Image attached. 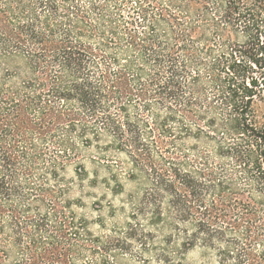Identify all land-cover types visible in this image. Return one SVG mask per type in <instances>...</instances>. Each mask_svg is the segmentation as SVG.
I'll list each match as a JSON object with an SVG mask.
<instances>
[{
    "label": "trees",
    "instance_id": "1",
    "mask_svg": "<svg viewBox=\"0 0 264 264\" xmlns=\"http://www.w3.org/2000/svg\"><path fill=\"white\" fill-rule=\"evenodd\" d=\"M77 140L148 179L120 250L264 264V0H0V264H116L63 199Z\"/></svg>",
    "mask_w": 264,
    "mask_h": 264
},
{
    "label": "rangeland",
    "instance_id": "2",
    "mask_svg": "<svg viewBox=\"0 0 264 264\" xmlns=\"http://www.w3.org/2000/svg\"><path fill=\"white\" fill-rule=\"evenodd\" d=\"M80 1L84 6L89 5L90 2V0ZM136 1L132 0V2ZM90 17L95 19L96 13H91ZM164 30L166 27H162L160 33ZM126 58L124 57L122 62L125 65H127ZM253 75L260 76L258 70ZM146 115L149 119L152 118L151 113L147 112ZM77 145L82 152L80 163L84 165L86 174L79 176L76 173L79 167L77 164L68 167L65 174L68 191L63 199L71 203V209L78 218H85L88 221L92 234L101 238L102 244L106 246L105 249H108V260H115L116 264H150V262L166 264V261H162L154 254L143 256L140 245L137 243L131 244L124 250H120L117 246L119 240L121 242L124 240L123 228L129 220L132 209L141 207L146 195L150 192L151 187L146 175L135 169L126 154L110 150L108 156L103 158L97 154L96 150L82 146L79 140ZM187 145L188 149L195 147L194 154L212 151V147L205 139L200 142L190 139ZM50 157L55 156L49 154ZM227 166L233 168L231 162H228ZM139 223L147 224V218L141 213ZM157 236L158 239L160 238L159 241L166 240V233ZM101 253L93 254L91 250L87 251L85 259L88 263L94 262L101 258ZM183 260L184 264H220V257L215 251L201 246L190 250Z\"/></svg>",
    "mask_w": 264,
    "mask_h": 264
}]
</instances>
